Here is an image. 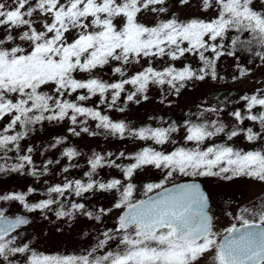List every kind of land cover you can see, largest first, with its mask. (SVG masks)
<instances>
[{
  "label": "snow or ice",
  "instance_id": "1",
  "mask_svg": "<svg viewBox=\"0 0 264 264\" xmlns=\"http://www.w3.org/2000/svg\"><path fill=\"white\" fill-rule=\"evenodd\" d=\"M165 2L35 0L33 3V0H11L8 5L0 2V28L5 30V35L0 38V122L5 118L8 120L0 128V160L5 161L0 163V173L21 172L26 166L33 165L30 155H20V142L34 130L35 125L44 121L67 119L74 126L70 131L76 136L81 132L97 135L90 133L87 126L89 121H94L95 127L106 134L121 138L127 134L163 145L177 131L175 126L130 129L124 122H113L101 111L84 106V102L99 96L100 103L111 109L125 92L126 85L134 89L126 96V102L139 103V96L146 93L151 84L168 85L179 93L187 81H203L208 75L216 79V61L224 55L235 56L238 50L252 53L264 61V11L252 7L254 0H202L205 11L213 7L217 11L216 17L207 21L168 19L152 27L138 22V15L142 12H166L163 7ZM189 2L180 0L182 5ZM260 2L264 4V0ZM37 13L39 17L35 16ZM118 17L124 21L119 28L114 23ZM37 23L41 24V30L35 27ZM73 31L76 36L69 42L66 34ZM245 33L249 38L241 39ZM225 41L230 45L227 52L224 51ZM9 44L12 46L6 47ZM24 44L27 47L22 46ZM208 52L212 54L211 59L205 55ZM186 54L199 56L203 66L198 72L189 66L180 70L166 67L162 71L149 66L113 83L95 77L77 79L74 75L92 73L110 61H116L121 66L115 67L114 72L124 77V66L138 64L143 58L168 57L176 61ZM239 71L241 76L247 74L243 68ZM49 86L52 94L42 90ZM79 90H84L85 94L76 95L71 100L66 98ZM108 93L110 99L106 95ZM243 99L247 102V115L236 111L232 113L235 120L258 123L264 130V97L252 95ZM256 107L262 109L258 114L253 113ZM117 110L124 111L123 108ZM185 123V141L192 142L194 148L181 146L165 154L145 147L134 156L120 154V157L134 161L121 168L125 180L130 181L134 172L145 166L166 172L161 182L144 186L146 199L133 201L134 186L130 182L122 185L119 179L107 183L93 180L97 169L104 167L105 163L109 167H121L95 153L88 160L91 171L85 173L87 183L77 179L50 186L47 189L49 198L34 205L25 202L24 194L0 196V201H19L29 212L52 210L53 205H59L55 211L58 219L71 217L78 211L99 220L100 215L93 217L91 212L85 211L82 203H71L66 210L60 198H66V193L80 197L95 189L116 190L120 192V199L114 207L126 209L119 216L114 230L120 234L121 250L94 255L97 249L116 239L115 235L106 231L97 249L86 254H38L31 251L28 244L18 245L17 236L13 235L21 226L27 225L28 220L20 216L9 219L0 210V261L3 264H18L11 258L20 255L26 256V264H197L201 257L210 254L213 264H264V204L259 210H241L234 216L239 226L232 224L221 238L214 231L209 200L199 184L165 186L177 174L193 178L219 176L224 179L247 176L264 182V151L243 152L227 145L202 148L205 141L221 133L232 140L240 131L234 128L226 133L224 125L216 121L210 124ZM75 126H79V131ZM17 128L20 130L17 131ZM245 136L249 142L264 139L251 129H247ZM56 143L61 144L63 140L58 139ZM32 151L30 147L27 149V153ZM12 152L16 153L17 162L7 163L10 159L8 154ZM78 155L73 148H66L63 152L69 161ZM52 163L48 161L44 165L43 174L47 173L48 165ZM63 171L68 172L69 168L65 167ZM29 174L38 175L34 166ZM28 191L31 194L33 189ZM153 192L155 195H148ZM101 214L107 213L101 209ZM249 216L252 218L249 219Z\"/></svg>",
  "mask_w": 264,
  "mask_h": 264
},
{
  "label": "flooded vegetation",
  "instance_id": "2",
  "mask_svg": "<svg viewBox=\"0 0 264 264\" xmlns=\"http://www.w3.org/2000/svg\"><path fill=\"white\" fill-rule=\"evenodd\" d=\"M264 71V70H263ZM241 81V85L238 86H229V87H219L213 90L208 91L205 94V99L203 101L202 99V93L200 91V80H195L194 83H185L184 88H191L193 94L189 99L186 98V95H184L183 98L177 99L176 102L179 104V108L181 109L180 113H182L181 116H175L173 119L180 122H189V123H211L213 121L218 122L219 124H223L225 127V132H231L234 128L238 131H240V134L236 137H234L232 140H228L227 136L224 133H221L220 135L211 138L213 143H210V146L213 145H227L229 147H233L236 150L247 152V151H264V149H261V146L264 147V139H257L254 142H249L246 139L245 133L247 129H251L253 133H258L262 136H264V130L261 129L260 125L258 123L244 120L242 123L235 120L232 113L236 111H240L242 115H247V102L243 99L244 96H252L257 95L260 97H264V91L263 93H258L261 85L260 82L263 80H256V78H251L249 73L246 75H243L241 78H239ZM194 86V87H193ZM220 88H227V89H233L234 94L231 96L227 102L224 104V106L214 107L210 106L209 101L207 100V95L215 90H218ZM196 91H198V94H196ZM110 99V93L106 94ZM170 95H164L163 97H169ZM179 96V95H178ZM123 94L121 95V98L117 101V104L114 109L118 108H126L124 111H118L119 116L117 117L116 122H124L125 124H128L127 119L131 118V115L133 114L131 123H129L130 129L138 130L142 127H149V128H167L169 126H173V124H170L171 121L169 119V113H171L172 105H174V101L170 100L168 98L164 99H155V100H148L147 102L139 100V103L133 105L131 108L127 106V104H134L135 102H126V99H123ZM156 103L159 105V107L156 108L153 112L143 113L141 114L140 111H146V108H148L149 104ZM209 103V104H208ZM214 102H211L213 104ZM161 104V105H160ZM89 107V105H85ZM97 109L101 111L103 115H109L107 113V110L109 108L106 107V105L101 104L100 100L97 104H95ZM112 109V108H111ZM207 110L210 112L211 117L205 118L203 117V111ZM110 110V109H109ZM152 110V109H148ZM127 111V113L125 112ZM260 111H262L261 108L256 107L253 109L254 114H258ZM213 112L216 113V116L213 117ZM131 114V115H129ZM162 115V116H160ZM176 118V119H175ZM145 121V122H142ZM55 121L50 122L49 126L53 127V132L49 137L43 138L46 139L43 141V139L37 138V132L41 129V124H37L34 127L35 130V138L28 137L24 139L27 143H29V147L33 149L31 153L28 155L33 156L37 154H41L42 152H45V150L48 149V147L53 148V145H55L54 148H62L64 151L66 148H73L78 153H81L83 156L87 155L92 158L93 154H99L102 156H105V159L107 158L108 154L114 153L116 157H120V154L123 153L125 157H129V155H134L138 152H140L145 147H151L154 148L157 151L164 152L165 154L175 150L177 147H190L194 148L195 145L192 142H186L185 137L187 135L186 132V125H182V132L180 133H172L169 142L163 144V145H157L154 142L152 144H149L152 141H142L139 140L135 145L130 147V149L122 148L123 145L128 144V139L126 138H117L114 143H116L114 146L116 148H111L107 145L105 141H98L97 145L85 147L88 142V138H78L81 142V144L74 143L73 139H68L63 134H61V126L58 125L55 126ZM58 123V121H56ZM148 122V123H147ZM54 124V126H53ZM61 124V123H59ZM167 124V125H166ZM170 124V125H169ZM64 127V126H62ZM74 126H70L72 129ZM40 128V129H39ZM100 131H103L100 129ZM85 134V133H84ZM81 135V134H80ZM130 136V135H129ZM220 137V140H224L222 143H218L217 139ZM83 137V136H81ZM70 138V137H69ZM107 137H105L106 139ZM58 139H62L63 143L57 144L56 141ZM68 139V140H67ZM71 140V141H70ZM215 140V142H214ZM43 142L46 143V146L43 145ZM90 143L87 145L89 146ZM58 146V147H57ZM28 147V148H29ZM114 149V151H113ZM48 151H52V149H48ZM131 154H130V153ZM80 155V154H79ZM89 160V159H88ZM88 160L86 162L88 163ZM126 158L121 157L119 159L116 158V164L122 165V162L126 161ZM112 161V160H111ZM132 163V162H131ZM130 163V164H131ZM67 164L69 167L68 175H67V181H70V161L67 158ZM126 166L129 165V163L125 164ZM88 166V165H87ZM90 166V165H89ZM123 166V165H122ZM78 168V167H77ZM154 170L155 168L152 166H145L141 168L140 170L148 171V170ZM78 170V169H77ZM150 170V171H151ZM91 171V170H90ZM89 172L86 167L84 166L83 169H80L77 171V177L78 175L83 176L81 181L84 183L88 182V177L85 176V173ZM20 173V174H19ZM23 173V170L21 172H6V173H0V196L7 195V194H24L25 195V202L29 205H34L36 203H39L45 199H48L47 190L44 193H31L29 194L28 190L31 187L29 180L17 178V175L19 176ZM24 174V173H23ZM154 178L151 180L152 183H159L160 178L154 173L152 175ZM197 178V177H196ZM196 178H183L178 180H173L169 183H167L165 186H170L173 184H176L178 182L183 181H197L201 184L202 188L206 192V196L209 200V208L210 212L214 217V231H216L218 234L222 235L225 233V229L228 227H231L232 224L236 223L237 226L239 224L234 220V216L241 212V210L247 208L250 210H256L255 202L264 198V196L260 195H242L238 191H236V194L232 195H211L210 194V188H217L220 186H224V182L227 184H230L233 187H241L244 186L243 184L245 182H257V179H253L247 176H238L234 177L233 179H214V176H205L200 177V179ZM207 178V179H205ZM116 179V178H115ZM246 179V180H244ZM73 179L72 181H74ZM77 180V179H76ZM95 180V179H93ZM98 182L107 183L110 180L104 179V180H95ZM38 181H34L36 183ZM65 182V180H46L45 185L49 188L50 186L62 184ZM208 183V185H207ZM123 190V189H122ZM121 190V191H122ZM158 191V190H157ZM116 192V195H107L103 196L100 195H94V196H88V194H84V196H80V200L82 201H76L74 199V196L70 197V193H67L66 202L61 201L64 208L67 210L70 208L71 203H82L85 206L86 212H91L93 214V217L96 215H100V219L96 220L95 218H89L87 215L82 214L81 212H74L73 216L66 217V221L62 218H54L56 217L55 211L59 209V205H53L52 210H36L33 212L27 211V209L19 202V201H0V210L5 209V215L9 218H12L18 214L27 215L29 217V223H31V219L33 216L38 219V222L43 225L44 223H47L48 225L54 224L53 222L56 219L58 227L48 229V233L52 234L55 239H65L70 244L68 247L69 249L66 251H62L60 249L53 250L49 249L50 251L44 252L45 255H82L86 254L88 251H91L92 249H97V245L100 240L104 239L103 233L106 231L111 232L113 235L116 236V239L108 241V243L105 245L102 249H97L94 255H103L107 251H119L121 250L119 246V233H115V229L118 226V218L122 211V209H116L111 204L114 205L119 201L120 196L118 195L119 192ZM151 194V193H149ZM148 194V195H149ZM102 198V199H100ZM87 200V201H86ZM113 200V201H112ZM13 207V208H12ZM3 208V209H2ZM101 209L106 212V215L101 214ZM249 219L252 217L249 216ZM22 228V227H21ZM21 228L17 229L20 230ZM24 228V227H23ZM197 264H213L212 262V256L210 254H205L203 257H201Z\"/></svg>",
  "mask_w": 264,
  "mask_h": 264
},
{
  "label": "rangeland",
  "instance_id": "3",
  "mask_svg": "<svg viewBox=\"0 0 264 264\" xmlns=\"http://www.w3.org/2000/svg\"><path fill=\"white\" fill-rule=\"evenodd\" d=\"M0 2H4L6 5L11 3V0H0ZM35 2V0H33V3ZM159 7V6H158ZM163 7H165L167 9L166 12L164 13H153L151 11L148 12H142L138 15V22L141 24H144L145 26L148 27H152L155 26L157 23H159L160 21H166L168 19H176L179 22H188L192 19H197V20H211L213 18L216 17L217 15V11L216 9L213 7L211 9H208L207 11H205L202 7V0H190V2L186 5H182L180 3V0H166L165 4L163 5ZM252 7L254 9H256L257 11H264V4H262L260 2V0H254V3L252 5ZM36 17H39V14H35ZM50 22V21H49ZM123 18L118 17L114 20V23L116 24L117 28L121 27L123 24ZM35 27L38 30H41V24L37 23L35 25ZM16 31H22L21 30H16ZM5 35V30L3 28H0V38H2ZM68 37L69 42H71V40L76 36V32L73 31L71 33L66 34ZM230 35H235V33H231ZM248 34H244L241 36V39H248ZM17 43H20L19 41H17ZM12 45H6V47H11ZM24 47H27L26 44L22 45ZM186 46V45H183ZM230 48L229 42L225 41V49L224 51L227 52ZM205 55L207 57H209L210 59L212 58V54L211 52L205 53ZM121 66L118 62L116 61H110L109 64L103 66L102 68H97L95 70H93L92 73H75V78L77 79H82V80H86L88 78H98L106 83H113V82H117L122 78H128L131 75L142 71L143 68L146 67H153L156 70H163L166 67H174L177 70L182 69L184 66H189L193 71L198 72L199 68L203 66L202 62L199 60V56L196 54H186L184 57H181L179 60L176 61H172L170 60L168 57H163V58H158V59H154V58H143L140 60V63H133L130 65H126L124 66L125 68V76L121 77L118 73L114 72V68ZM243 68L246 73H249V75L251 76V78H256V80H263V82H260L261 88L259 90L258 93H263L264 91V61H261L258 57H256L254 54L249 53L247 51H242V50H238L236 52L235 56H228V55H224L222 57L219 58V60L216 61V66H215V71H216V79H212L211 75H208L205 77V79L203 81H200L201 85H200V91L202 93V99L204 101L205 99V94L213 89L219 88V87H229V86H238L241 85V81L239 80V78H241V74L239 69ZM194 83L195 79L187 81L185 83ZM194 87V86H193ZM126 90L123 94V99H126V96L134 91L133 87L131 85H126L125 86ZM51 86L42 89L43 91L49 92L50 94H52L50 92ZM79 94H85L84 90H79L78 93H74L72 97H66L67 99H74V97L76 95ZM121 94V95H122ZM193 94L191 88H181L179 93H176L173 89H171L168 85H155V84H151L149 85L146 93H143L139 96V100L142 101H148V100H155V99H164V98H168L172 101H174V105H172L171 108V113H169V119L171 120L169 123L173 124L176 122V120L173 119L175 116H181L182 113H180L181 109L179 108V104L176 102L177 99H181L184 97V95H186V98L189 99L191 97V95ZM196 94H198V91H196ZM164 95H170L169 97H163ZM179 95V96H178ZM146 96V99L144 98ZM100 100L99 96H95L92 97L91 100L89 101H85L84 104L85 105H89V107H92L94 109H97L96 106H94L95 104H97ZM137 103L134 104H127V106L129 108H131L133 105H135ZM161 105V104H160ZM159 107V105H157L156 103H152L148 105V108H146V111H140L141 114L143 113H148L147 115H149V112H153L154 110H156V108ZM124 110L126 108H123ZM148 109H152L149 110ZM99 110V109H97ZM127 113V111H125ZM107 113H109V118L113 121L116 122L117 121V117L119 116V113L116 109L112 108V109H108ZM203 117L208 118L211 117V114L209 111L205 110L203 111ZM131 115V114H129ZM162 116V115H160ZM216 116V113L213 112V117ZM133 114L131 115L130 119H127V122L131 123L133 120L132 119ZM176 119V118H175ZM8 122L7 118H5L4 121L0 122V128L3 127L4 124H6ZM145 122V121H142ZM48 121H44L41 126H40V130L37 132V138L43 139L46 137H49L51 135V133L53 132V127L49 126ZM55 126L58 125L59 127L61 126V134H63L65 137H67L68 139H73L72 141L74 143H80L81 142L79 140H77L78 138H84L87 137L88 138V142L87 145L90 143L89 146H85V147H90V146H94L97 145V142L102 140L105 141L107 143V145L111 148H116L114 145L116 143H114V141L119 138V136H113V135H109L106 134L104 131H100V129H97L95 127V123L94 121H89L88 123V127H89V132L90 133H98L97 135H90L89 133H83L81 132V135L76 136L73 135L72 132L70 131V126H72V124L70 123V121H68L67 119L64 121H58V123L55 121ZM61 123V124H59ZM128 123V124H129ZM148 123V122H147ZM126 124L128 127L129 125ZM169 124V125H170ZM186 125L185 122H180L177 121L176 124H173V126H175L177 128V131L175 133H180L182 132V125ZM167 125V124H166ZM54 126V124H53ZM64 126V127H62ZM36 127V126H35ZM34 127V130L28 133V137L31 138H35V130L36 128ZM76 127V131H79V126H75ZM20 129L17 128V131H19ZM83 136V137H81ZM70 137V138H69ZM105 137H107L105 139ZM220 137H218L217 142L220 144L222 143L224 140H220ZM121 138V137H120ZM123 138L128 139V144H125L122 146V148H126V149H130V147H132L133 145H135L139 140H137L136 138H133L132 136L129 135H125ZM67 139V140H68ZM46 139H43V141H45ZM71 141V140H70ZM151 141V140H149ZM215 142V140H214ZM153 142H150L149 144H152ZM210 143H213L212 140H207L205 141V143L203 145H201L202 148H206L208 146H210ZM148 144V141H147ZM43 145L46 146V143L43 142ZM29 147V143H27L24 139L20 142V155H28L29 153H27V149ZM58 147V146H57ZM189 149H191L190 147H187ZM48 149H52V151H48ZM47 150H45V152H42L41 154H35L33 156H31L32 161H33V165L31 166H26L23 169V173L19 176V174L17 175V178H21V179H25V180H29L31 181L30 183V188L29 189H33L32 193H44L48 187L45 185V181L46 180H66L67 179V175L68 172H64L63 169L65 167H68L67 164V157L63 156V152L64 150L60 147L58 148H50L48 147ZM261 149H264V147L261 146ZM114 151V149H113ZM130 153V152H129ZM80 155H78L77 157H75L74 159H72L70 161V181H72L73 179H78V180H84L86 178H83V176L78 175L77 177V171L80 169H83L84 166L86 167V169L88 171H90V166L89 164L86 162V160L90 159V156L87 155H82L81 153H79ZM131 154V153H130ZM10 159L7 161V163H15L16 161V153L12 152L8 154ZM135 155V154H134ZM134 155H129L130 156H134ZM102 156V155H101ZM105 157V156H104ZM125 157V155H124ZM124 157H121L124 158ZM116 156L114 155V153H112L111 155H107L106 161L107 160H112L116 162ZM48 161H53L52 164L48 165L47 168V173H44V165L48 162ZM56 161H59V163H56ZM133 163V160L127 159L126 161L122 162L121 167H109L107 166V163H105V166L102 168H98L96 173L93 175L92 179L95 180H104V179H108V180H112V179H119L122 182V185H126L127 183H132L134 186V191H133V201H138L141 200V198L145 197V193H144V186L152 183V179L154 178L152 175L154 173H156V175L158 176V178H160V181H162L166 175L165 171L159 170V169H154V170H148V171H143V170H136L133 174V176L131 177L130 181L129 180H125L124 176H123V172L121 171L122 167H125L126 163ZM0 163H5L4 160H0ZM88 165V166H87ZM35 168V170L37 171L38 175H30L29 172L32 170V168ZM78 167V168H77ZM69 168V167H68ZM78 169V170H77ZM14 174V172H11ZM183 178H192V177H185V176H180V175H176L172 180L168 181L171 182L173 180H178V179H183ZM196 178V177H195ZM196 179H200V177L198 176ZM207 179V178H205ZM214 179H221V177L219 176H214ZM224 179V178H223ZM38 181L36 183H34V181ZM226 180V179H224ZM246 180V179H244ZM208 185V183H207ZM244 186L241 187H233L230 184H227L226 182H224V186H220L217 188H210V194L211 195H232V194H236V191H238L240 194L242 195H260V196H264V182H261L259 180H257V182H245L243 184ZM122 190V188H121ZM29 192V191H28ZM107 195H116L115 190H111V191H101L98 189L92 190L90 191V193H85L88 194V196H94V195H100L103 196L106 194ZM74 194L70 193V197L73 196ZM118 195L120 196V192L118 193ZM84 196V194L82 195ZM66 198H67V193H66ZM66 198H60L61 201L66 202ZM80 197H76L74 196V199L76 201H82L80 199H78ZM100 198V199H102ZM87 201V200H86ZM113 201V200H112ZM256 206V210H259V208L261 207L262 204H264V198L256 201L255 203ZM112 206H114V204H111ZM13 208V207H12ZM3 209V208H2ZM122 210L124 208H121ZM5 211V209H4ZM57 219V217H54ZM56 219H54L55 221L53 222L54 224L48 225L47 223H44L43 225H41V223L38 222V219H36L35 216L32 217L31 219V223L28 226H25L24 228L22 227L20 230H17L16 233H13V235L17 236V244L22 246L23 244H28L29 248L31 249V251H35L38 254H43V251L48 252L50 251L49 249H53V250H57L60 249L62 251L64 250H68L70 244L67 242V240H63V239H55L54 236H52V234H49L48 229L52 228L51 226H53V228L58 227L59 224L57 225L56 223ZM64 219V221H66V217L62 218ZM30 254V253H29ZM15 261L18 262V264H26V256H20L17 255L16 257L11 258ZM0 264H3V261H0Z\"/></svg>",
  "mask_w": 264,
  "mask_h": 264
},
{
  "label": "water",
  "instance_id": "4",
  "mask_svg": "<svg viewBox=\"0 0 264 264\" xmlns=\"http://www.w3.org/2000/svg\"><path fill=\"white\" fill-rule=\"evenodd\" d=\"M234 94H236V93H234V90L233 89H227V88H225V89H218V90H215V91H213V92H211V93H209L208 95H207V100L209 101V105L210 106H218V105H220V106H223L226 102H227V100L231 97V96H233ZM211 102H214L213 104H211ZM184 183H197V184H199L200 185V188H201V190L204 192V190L202 189V187H201V184L200 183H198V182H196V181H188V182H182V183H178V184H184ZM173 186V185H172ZM172 186H169V187H172ZM205 193V192H204ZM151 195H155V193H153V194H151ZM206 195V194H205ZM146 199V198H145ZM126 209H124L123 210V212L125 211ZM123 212L121 213V215L123 214ZM18 216H20V217H22V218H25V219H27L28 221H29V219H28V217L26 216V215H18ZM17 217V216H16ZM16 217H14V218H9V219H15ZM24 226V225H23Z\"/></svg>",
  "mask_w": 264,
  "mask_h": 264
}]
</instances>
